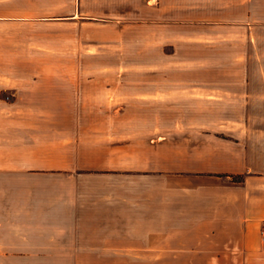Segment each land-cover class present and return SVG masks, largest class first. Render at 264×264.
I'll use <instances>...</instances> for the list:
<instances>
[{
    "label": "crops",
    "instance_id": "1",
    "mask_svg": "<svg viewBox=\"0 0 264 264\" xmlns=\"http://www.w3.org/2000/svg\"><path fill=\"white\" fill-rule=\"evenodd\" d=\"M197 12L213 18L189 20L188 39L230 27L249 73L152 75L143 88L125 75L41 76L23 88L39 105L0 103V264H264V140L248 120L264 114V0H200ZM137 89L150 99L112 106L111 93Z\"/></svg>",
    "mask_w": 264,
    "mask_h": 264
},
{
    "label": "rangeland",
    "instance_id": "2",
    "mask_svg": "<svg viewBox=\"0 0 264 264\" xmlns=\"http://www.w3.org/2000/svg\"><path fill=\"white\" fill-rule=\"evenodd\" d=\"M199 2L79 0L74 5L72 0H8V3L0 4V15L9 17L0 18V103L18 97L32 101L31 105H39L34 103L40 95L23 88L37 85L41 76L125 75L127 86L143 88L149 85L147 81L152 75L186 77L249 73L250 68L239 65L235 59L246 50V41L243 37L230 38L234 32L230 27H224L223 38L218 41L188 39L199 29L195 27L198 23H189V20L213 18L212 12H197ZM74 6L78 11L75 10V16L71 17L69 14ZM257 68L260 72L261 66H254L253 70ZM28 81L33 83L29 85ZM17 87L20 94L15 93ZM145 91L137 89L134 94L121 97L111 93L110 102L113 106L116 100L119 102L124 98L130 105H137L136 99H150V93ZM46 97L47 103L43 98L42 104L50 106L53 97ZM130 117L134 121L142 118L128 115ZM248 120L255 139L264 140V114L249 116ZM230 178L241 180L240 175ZM87 261L89 264H210L214 260Z\"/></svg>",
    "mask_w": 264,
    "mask_h": 264
},
{
    "label": "built area",
    "instance_id": "3",
    "mask_svg": "<svg viewBox=\"0 0 264 264\" xmlns=\"http://www.w3.org/2000/svg\"><path fill=\"white\" fill-rule=\"evenodd\" d=\"M262 234H263V236H264V222H263V224H262Z\"/></svg>",
    "mask_w": 264,
    "mask_h": 264
}]
</instances>
